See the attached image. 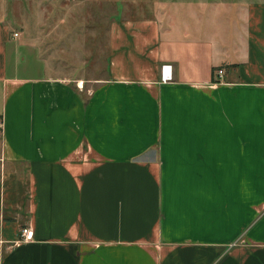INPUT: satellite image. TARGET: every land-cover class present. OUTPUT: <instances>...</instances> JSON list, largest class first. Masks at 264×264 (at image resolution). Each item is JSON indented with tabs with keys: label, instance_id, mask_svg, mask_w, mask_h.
Instances as JSON below:
<instances>
[{
	"label": "crops",
	"instance_id": "0c3cea01",
	"mask_svg": "<svg viewBox=\"0 0 264 264\" xmlns=\"http://www.w3.org/2000/svg\"><path fill=\"white\" fill-rule=\"evenodd\" d=\"M168 6L85 92L0 22V264H264V0Z\"/></svg>",
	"mask_w": 264,
	"mask_h": 264
},
{
	"label": "rangeland",
	"instance_id": "374dc122",
	"mask_svg": "<svg viewBox=\"0 0 264 264\" xmlns=\"http://www.w3.org/2000/svg\"><path fill=\"white\" fill-rule=\"evenodd\" d=\"M171 1L177 0H0V22L10 36L20 34L16 42L32 44L47 64L39 74L67 77L74 85L81 79L85 92L107 76L110 24L167 15Z\"/></svg>",
	"mask_w": 264,
	"mask_h": 264
},
{
	"label": "built area",
	"instance_id": "2783aa9c",
	"mask_svg": "<svg viewBox=\"0 0 264 264\" xmlns=\"http://www.w3.org/2000/svg\"><path fill=\"white\" fill-rule=\"evenodd\" d=\"M17 33H14V36H16ZM223 74V70L222 69H218L215 72V75L217 77H221ZM172 79V72H171V65L170 64H162L160 66V80L162 82H166ZM20 235L22 240H30L31 236H30V228L29 227H22L20 229Z\"/></svg>",
	"mask_w": 264,
	"mask_h": 264
}]
</instances>
